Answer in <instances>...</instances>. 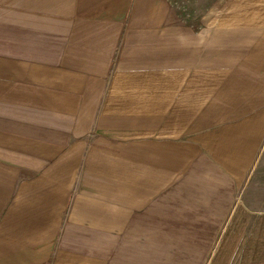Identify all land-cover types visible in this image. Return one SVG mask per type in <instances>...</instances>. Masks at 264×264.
<instances>
[{"label": "rangeland", "instance_id": "rangeland-1", "mask_svg": "<svg viewBox=\"0 0 264 264\" xmlns=\"http://www.w3.org/2000/svg\"><path fill=\"white\" fill-rule=\"evenodd\" d=\"M0 264H264V0H0Z\"/></svg>", "mask_w": 264, "mask_h": 264}, {"label": "crops", "instance_id": "crops-1", "mask_svg": "<svg viewBox=\"0 0 264 264\" xmlns=\"http://www.w3.org/2000/svg\"><path fill=\"white\" fill-rule=\"evenodd\" d=\"M161 220H162V219H160V218H156V217H155V218L153 219V222H154L155 224H159ZM130 235H133V234H130ZM144 235L147 236V238L150 239L152 243L155 242V245H158V244L156 243V239H157L156 234H144ZM145 236H144V239H145V240L143 241L144 243L146 242V240H148V239L145 238ZM158 246H159V245H158Z\"/></svg>", "mask_w": 264, "mask_h": 264}]
</instances>
